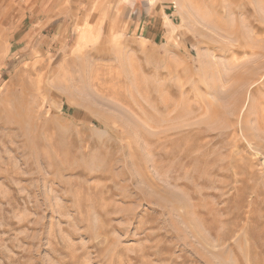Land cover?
I'll return each instance as SVG.
<instances>
[{
    "label": "rangeland",
    "instance_id": "1",
    "mask_svg": "<svg viewBox=\"0 0 264 264\" xmlns=\"http://www.w3.org/2000/svg\"><path fill=\"white\" fill-rule=\"evenodd\" d=\"M244 1L0 0V264H264Z\"/></svg>",
    "mask_w": 264,
    "mask_h": 264
},
{
    "label": "bare ground",
    "instance_id": "2",
    "mask_svg": "<svg viewBox=\"0 0 264 264\" xmlns=\"http://www.w3.org/2000/svg\"><path fill=\"white\" fill-rule=\"evenodd\" d=\"M219 1V0H218ZM231 1V7L229 8V10H227V11H225L224 10V12L223 11H221L220 13L223 15V16H225V14H227V16H229V15H235V17H236V15H248V14H250V9L252 8H250V4H249V2L247 3V1H244V0H230ZM260 3H261V1H260ZM263 3V2H262ZM214 4V3H213ZM216 5V4H215ZM220 6V5H219ZM218 7V6H217ZM226 8V7H225ZM228 8V7H227ZM260 10V9H259ZM262 10V9H261ZM258 12V11H257ZM260 12V11H259ZM264 14V13H263ZM218 15V14H217ZM220 15V14H219ZM260 15V14H259ZM256 17H258V16H256ZM220 18V17H219ZM225 18V17H224ZM235 19V18H234ZM241 19V18H240ZM236 21H237V19H236ZM235 21V22H236ZM239 21V20H238ZM247 21V20H246ZM248 22V21H247ZM219 23V22H218ZM238 23V22H237ZM240 23V22H239ZM251 23V22H250ZM209 24V23H208ZM220 24V23H219ZM231 24V23H230ZM233 24V23H232ZM239 25V24H238ZM248 25V24H247ZM210 26V25H209ZM213 26V25H212ZM233 26V25H232ZM244 26V25H243ZM214 27H215V25H214ZM220 27V26H219ZM222 27V26H221ZM245 27V26H244ZM236 28V27H235ZM238 28V27H237ZM260 28V27H259ZM222 29V28H221ZM224 29V28H223ZM231 30H233V29H231ZM239 30V29H238ZM261 30V29H260ZM226 31V30H225ZM223 32H224V30H223ZM230 31L228 30V33H229ZM235 32H237V30L236 31H234V33H233V31L231 32V33H233V34H235ZM240 32V31H239ZM230 33V34H231ZM219 34V33H218ZM221 34V33H220ZM233 34H232V36H233ZM237 34V33H236ZM221 35H223V34H221ZM238 35V34H237ZM254 35V34H253ZM80 40L82 41V42H87V43H92L94 40H95V35H94V33H93V31H91V30H83L81 33H80ZM235 36V35H234ZM239 36V35H238ZM234 39H235V37H233ZM238 38V37H237ZM239 39V38H238ZM236 40V39H235ZM262 41V40H261ZM229 46H231V45H229ZM260 79V78H259ZM264 79V78H263ZM257 81V80H256Z\"/></svg>",
    "mask_w": 264,
    "mask_h": 264
}]
</instances>
